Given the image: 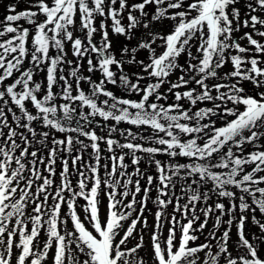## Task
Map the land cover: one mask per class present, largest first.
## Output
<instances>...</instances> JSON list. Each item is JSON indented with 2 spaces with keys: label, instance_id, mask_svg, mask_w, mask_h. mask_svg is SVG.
<instances>
[{
  "label": "snow or ice",
  "instance_id": "6c2138e0",
  "mask_svg": "<svg viewBox=\"0 0 264 264\" xmlns=\"http://www.w3.org/2000/svg\"><path fill=\"white\" fill-rule=\"evenodd\" d=\"M4 8L0 264H264V0Z\"/></svg>",
  "mask_w": 264,
  "mask_h": 264
},
{
  "label": "rangeland",
  "instance_id": "374dc122",
  "mask_svg": "<svg viewBox=\"0 0 264 264\" xmlns=\"http://www.w3.org/2000/svg\"><path fill=\"white\" fill-rule=\"evenodd\" d=\"M13 2V0H0V19H2L3 18V16H4V14H5V8H4V5H7V4H9V3H12ZM21 7H23V5H21ZM99 21H97V23H98ZM76 35H81L79 32H77L76 33ZM246 43V42H245ZM54 51V50H53ZM68 58L69 59H72V55H71V50H70V45H69V51H68ZM99 76V73H97L96 74V76H94V79L95 78H97ZM85 88H87V85L85 84V85H83ZM109 88H112V86L111 85H109ZM170 102V101H169ZM119 127H121V128H123V127H129L128 125H124V124H121ZM135 130V129H134ZM122 139V138H121ZM132 169L131 168H129V171H131ZM75 179V178H74ZM79 203L80 204H83L84 202L81 200V201H79ZM106 206H107V200L105 199L104 201H103V207H102V212H106ZM150 207H151V205H150ZM153 211H154V209H153ZM169 211H171V209H169ZM146 215H148V219H149V223L151 224L152 223V219H153V217H152V215L150 214V213H146ZM233 231H235V230H233ZM165 234H166V232H165ZM233 238H235V237H233ZM203 237H201V240L200 241H197V243H200V242H202L203 241ZM145 240L147 241V236L145 237Z\"/></svg>",
  "mask_w": 264,
  "mask_h": 264
}]
</instances>
